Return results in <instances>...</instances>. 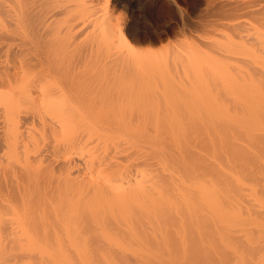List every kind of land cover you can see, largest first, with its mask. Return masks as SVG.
I'll list each match as a JSON object with an SVG mask.
<instances>
[{
    "label": "bare ground",
    "instance_id": "bare-ground-1",
    "mask_svg": "<svg viewBox=\"0 0 264 264\" xmlns=\"http://www.w3.org/2000/svg\"><path fill=\"white\" fill-rule=\"evenodd\" d=\"M114 1L0 0V264H264V0L214 5L241 93L208 109L69 94L126 59Z\"/></svg>",
    "mask_w": 264,
    "mask_h": 264
},
{
    "label": "rangeland",
    "instance_id": "rangeland-1",
    "mask_svg": "<svg viewBox=\"0 0 264 264\" xmlns=\"http://www.w3.org/2000/svg\"><path fill=\"white\" fill-rule=\"evenodd\" d=\"M218 1H114L124 33L118 46L126 49V59L122 67L111 64L96 69L92 86L79 81L69 94L81 99L80 91L84 97H93L92 107L97 108L232 105L241 92L236 87L234 61L224 58L232 49L220 25L224 16L213 8Z\"/></svg>",
    "mask_w": 264,
    "mask_h": 264
}]
</instances>
